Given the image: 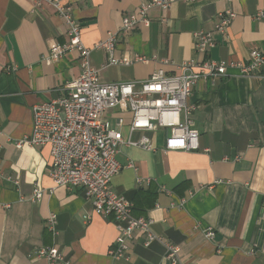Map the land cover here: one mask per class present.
<instances>
[{
  "label": "crops",
  "instance_id": "0c3cea01",
  "mask_svg": "<svg viewBox=\"0 0 264 264\" xmlns=\"http://www.w3.org/2000/svg\"><path fill=\"white\" fill-rule=\"evenodd\" d=\"M62 1L72 7L90 47L145 0ZM32 8L29 0H0V264H47L33 256L48 245L59 247L68 264H171L164 245L145 246L138 230L129 241V260L110 258L113 217L95 214L82 188L53 187L49 147H15L31 132L33 105L64 95L81 72L74 52L44 62L52 43L67 41L65 26L51 5ZM225 9L235 17L222 36L213 26ZM259 9L264 0H174L166 10L152 8L148 25L117 34L115 56L131 64L106 65V52L93 49L90 65L110 83L141 81L158 69L174 75L189 60L244 61L254 49L264 54V18L253 17ZM198 30L212 31L215 45L205 54L194 49ZM189 103L199 149L164 151L166 131H135L133 140L145 135L153 148L122 145L110 188L133 204L134 215L152 220V230L178 247L183 262L264 264V68L251 77L229 69L227 76L199 80ZM119 116L122 126L115 125ZM104 117L128 135L129 112ZM35 187L42 189L39 201L30 200ZM51 213L57 216L54 236L46 229Z\"/></svg>",
  "mask_w": 264,
  "mask_h": 264
},
{
  "label": "built area",
  "instance_id": "2783aa9c",
  "mask_svg": "<svg viewBox=\"0 0 264 264\" xmlns=\"http://www.w3.org/2000/svg\"><path fill=\"white\" fill-rule=\"evenodd\" d=\"M29 1L33 4L32 12H37L44 3L51 5L65 26L67 41L52 43L43 57L44 62L53 63L67 52H74L81 72L65 85L64 95L33 105L31 132L19 139L15 147L21 148L26 144L49 147L51 162L47 173L53 187L82 188L95 214L104 218L113 217L117 235L108 249L110 258L128 261L129 241L134 231L138 230L144 235L145 246L154 241L164 245L165 259L171 264H189L180 259L178 247L152 230L151 219L134 215L133 204L111 190V180L121 168L116 154L122 145L153 148L151 140L145 135L133 140L131 134L135 131H166L164 151L198 150L199 133L193 127L192 118L195 108L189 103L194 85L199 80L213 81L227 76L229 69L236 70L239 76H254L257 69L264 68V54L254 49L244 61L189 60L178 65L179 73L174 75H167L158 69L141 81L105 83L100 81L98 71L90 65L91 50L103 49L107 54L106 65L131 64L132 61L115 56L117 34L131 31L138 25H148V13L152 8L166 10L174 0L142 1L136 13L123 16L117 30L108 31L104 39L90 47L81 40V26L73 17L69 4L62 0ZM234 17L235 13L230 9L219 11L213 30L225 36ZM253 17L256 20L264 18V9L256 11ZM193 37L198 54H205L215 45L212 31L198 30ZM113 111L131 114L127 136L104 117ZM123 124L120 116L115 119V125ZM41 197L42 189L33 188L30 200L39 201ZM261 219L264 220V205ZM56 222V214L51 213L46 220V229L53 236L57 234ZM213 234L210 229L205 232L206 237ZM33 257L45 259L47 264L69 263L63 251L55 245L38 248Z\"/></svg>",
  "mask_w": 264,
  "mask_h": 264
}]
</instances>
